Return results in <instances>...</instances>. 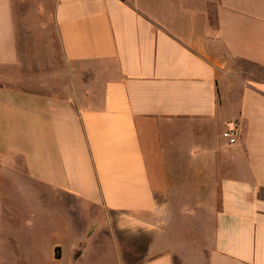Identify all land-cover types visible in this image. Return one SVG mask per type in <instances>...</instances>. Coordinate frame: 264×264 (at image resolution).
Wrapping results in <instances>:
<instances>
[{
	"label": "crops",
	"instance_id": "obj_1",
	"mask_svg": "<svg viewBox=\"0 0 264 264\" xmlns=\"http://www.w3.org/2000/svg\"><path fill=\"white\" fill-rule=\"evenodd\" d=\"M53 22L77 84L0 85V258L80 264L95 238L30 244L31 210L5 193L24 179L103 212L120 245L166 218L135 264H264V0H56ZM19 62L0 0V77Z\"/></svg>",
	"mask_w": 264,
	"mask_h": 264
},
{
	"label": "rangeland",
	"instance_id": "obj_2",
	"mask_svg": "<svg viewBox=\"0 0 264 264\" xmlns=\"http://www.w3.org/2000/svg\"><path fill=\"white\" fill-rule=\"evenodd\" d=\"M55 2L56 0H13L20 62L14 71L12 70V74L0 77V85L36 93L55 94L70 89L71 84H77V79L70 80L67 74L68 67L62 59L53 22ZM14 161L21 169L20 159L15 158ZM11 181L5 187V193L10 196L9 202L25 204L31 210V214L25 216V219L29 217L32 219L33 230L26 234L30 244L32 242L38 247L42 243L43 235L47 241L51 239L55 241L57 231L62 243L66 245L69 240L74 239L73 227L76 226L79 228L78 233H82L84 228L87 237H95L93 241L83 242L80 249L76 251L74 257L82 253L83 247L90 245L80 264H123V258L125 264L137 263L142 259L146 245L149 246L152 241L154 234L152 232L156 228H162L163 222L167 220L163 217L153 218V228L148 232L141 231L140 222L134 221L133 228L138 231L133 232L132 240L124 241L120 245L119 242L113 243L110 240V236L116 231V225L113 223L109 226L108 218L103 212L95 211L94 216H90L88 207L71 197L65 198L63 203L47 197L39 199L33 191L35 187L33 184L24 179ZM42 190L44 191V188ZM1 217L0 215V225L2 224ZM37 223L49 227L48 229L54 232L43 231L42 234L36 228ZM191 235L193 234H188V236ZM28 240L22 243L27 245ZM12 257L0 258V264H24ZM67 259L68 250L58 263H52L47 259H42L43 262H39L41 259H34V263L68 264ZM176 264L183 263L176 258Z\"/></svg>",
	"mask_w": 264,
	"mask_h": 264
},
{
	"label": "built area",
	"instance_id": "obj_3",
	"mask_svg": "<svg viewBox=\"0 0 264 264\" xmlns=\"http://www.w3.org/2000/svg\"><path fill=\"white\" fill-rule=\"evenodd\" d=\"M223 138L227 140L229 144H234L238 136V126L236 123L229 126L222 134Z\"/></svg>",
	"mask_w": 264,
	"mask_h": 264
}]
</instances>
